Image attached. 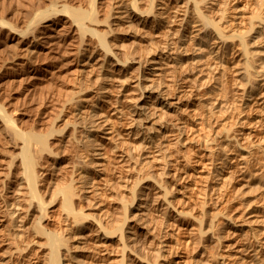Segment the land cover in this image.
Returning a JSON list of instances; mask_svg holds the SVG:
<instances>
[{
  "label": "bare ground",
  "instance_id": "bare-ground-1",
  "mask_svg": "<svg viewBox=\"0 0 264 264\" xmlns=\"http://www.w3.org/2000/svg\"><path fill=\"white\" fill-rule=\"evenodd\" d=\"M9 1H0V264L182 263V256L175 258L180 242L173 244L168 237L187 209L172 211L177 201L170 196L174 184L168 174L171 159L185 149L180 148L182 138L169 144L168 133L183 135L195 128L188 122L201 109L200 130L226 116L232 93L221 81L235 67L229 65L231 55L240 52L243 58L236 66L241 96L263 93L258 91L264 86V0L261 7L253 6L257 11L250 5L255 13L245 14L249 19L242 28L233 13L239 4L234 9L230 0H28L25 12ZM201 42L213 59L208 70L218 76L198 80L195 75L193 86L186 82L180 87V79H190L193 60L186 56ZM70 63L76 69L84 64L77 83L73 76L63 80L62 70ZM200 86L208 87V94L225 93V100L217 103L213 96L217 101L202 103L198 97L202 104L188 113L189 119L176 116L191 107L187 101L186 109L180 106L181 99L190 100L194 87L204 90ZM215 129L206 132L213 135ZM208 137L209 143L214 140ZM194 150L182 156L187 159L183 168L194 160ZM216 155L210 152L211 164ZM227 158L222 154L218 159L225 165ZM203 221L191 232L193 243L215 241L220 247L223 236L215 235L220 226L210 220L207 229L216 231L208 236ZM214 254L200 257L199 264H225Z\"/></svg>",
  "mask_w": 264,
  "mask_h": 264
},
{
  "label": "rangeland",
  "instance_id": "rangeland-1",
  "mask_svg": "<svg viewBox=\"0 0 264 264\" xmlns=\"http://www.w3.org/2000/svg\"><path fill=\"white\" fill-rule=\"evenodd\" d=\"M0 1H3V0H0ZM6 1H9V0H6ZM10 1H9V3L13 2L12 5L14 7L17 6L18 9L20 8L24 12L28 9L27 8L28 5H29L28 3H30V1L28 2V0L27 1L24 0L25 2L23 0L21 2H20V0H10ZM237 1L230 0V2L232 3L231 6L233 5L234 9H236L238 7L236 9L238 12L236 10H233V13L236 14V15L238 14V17L235 15V18H236L237 21H240L241 23H243V24H241L240 22H238L239 25H241V27L240 26L239 27L242 28V26H245V23L248 22L247 20L249 19V17L252 16V15L249 16L250 14L253 13V12H251L252 9L254 8L257 11V9L259 8V5L261 7L263 0H262V2H260V0H258L260 4L257 3V0H252V2H250L251 0L250 1L248 0L249 2H247V0H237ZM31 2H32V0H31ZM233 2H235V3H233ZM23 3L25 5H27V6L25 7ZM247 4H248V6H245ZM263 4H264V2H263ZM18 5L19 6L22 5V7L23 8L25 7V8L23 9L22 7H19ZM236 5H238V6L236 7ZM250 5H252V7ZM254 5L258 6V8L253 7ZM239 6L240 7L244 6V9H242V7L239 8ZM262 6H264V5H262ZM245 8L246 9L248 8L247 10H249V11H247ZM244 10L247 11V13ZM254 13H255V11H254ZM240 14L243 15V18L240 16ZM245 14H247L249 17L247 15H245ZM245 16H247V17H245ZM241 18H242V20H241ZM256 41H257V39H256ZM251 42L253 43V44L251 43V46H253V45L255 46V44H256L255 43V38L254 39L251 38ZM203 45H204V47H203ZM197 46L198 47L201 46V48L199 49L198 47L195 46L194 48H192V51H190V53H188L187 56H186V58L188 59L187 61L192 63V60H193V63H194V61L196 60V63L195 64L192 63L193 65L192 64L191 65L188 64V66H189V68H188L189 74H187V75H189L188 78H190V79L189 80L188 79L184 80L185 79V77H184V78H182L184 82L181 81L182 79H180L179 82H182V83H179L180 85H178L180 87H182V85L186 86L187 85L186 82H188L189 85L193 86V84H192L193 80L192 79L194 78V80H197L196 79L197 75L199 76L198 80L200 78L202 79V77L205 78L206 75H209V74L211 76H214L213 79L218 76L216 74V71L208 70V68H209L208 64L209 65L213 64L212 63L213 61L211 62V60H213V59L210 58L209 56H206L208 54L207 53L208 49H207V47L205 48V46H206L205 43L201 42V44H199ZM197 49L199 50V52H198ZM203 53L205 54V56H204ZM189 56H191V57H189ZM200 56L203 58L202 61L200 60L201 59ZM10 57H11V55H10ZM207 57H209V58H207ZM233 57H232V55L230 56L231 59L229 58V60H230L229 65L233 66V64H234L235 67L233 68L232 71L230 69V74L229 75L227 74L225 76L227 79L224 80V77H223V79L221 81V84L225 83V86H228V89H227V87L225 88V86L223 87V85H222L223 88L227 89V91L229 92V95H230V93H232L231 95L233 97L230 95L231 98L232 99H236V100H234L233 102L231 101L232 99L230 100L229 105H232L233 107L230 106V111L232 110L231 112L230 111L226 112V116H228V117H226L225 114H224V116H225L224 117L222 115L223 114L222 113L221 114L222 116L220 115L221 116L220 118L222 119V121H221V119H219L218 123L214 124L215 126L218 127V129L220 131H221V128H223V130L221 132L218 130L219 131L218 132L217 131V127H215L214 125H212L213 128L212 127L209 128V129L207 128L208 131H210L211 129H215L216 128L215 129L216 131L213 130V135L215 134L214 137H213V135H211L212 133L206 132L207 130H202V129L200 130L199 129L198 124L202 121L200 119L203 118V116H204L203 115L204 114V110L203 111H202V109L199 110L198 111L199 114L197 113L199 116H197V114L194 112V111H196V108L199 107V105H201L202 103L206 102L207 99L210 100V99H212L214 97L218 100L217 101L215 98L213 99L214 101L216 100L217 103L222 102L221 100H223V101L225 100V96H224L225 93H223L224 95L222 93H219V92H216L217 94L216 93L215 94L214 93L213 94L212 93L208 94V92H206L208 90V87L205 86L206 87L205 88L204 86L203 87L200 86L201 89H204V90H201L202 92L200 91L199 87H197L199 91L197 90L196 87H194L195 89H193L194 90L193 91V95L190 97V100H189V97H188L187 98L188 100L183 98L180 101V104H181L180 106H182V107L184 106V109H186V105H184V104L189 102L188 106H191V107L187 106L189 109H186L185 112H183V113L182 112H180V113L179 112H177V113L173 112L174 115H175V113L177 114L176 116H180L181 114L183 116L185 114L183 118H185V116H186V118H185L186 120H187V118L189 119L190 118L189 115L191 116L193 114V112H194V116L195 117L191 116L192 124H191L190 120H189L188 124L190 123L189 124L190 126L194 124L193 126L194 127L196 126V127L195 128H190V130L188 129L189 132H186V133L183 132L182 133L183 135H181L178 131H175V133H173V131L172 132L170 131V134L171 133H173V134L169 135V133H168V137H170V136L171 137L170 138L167 137V139H168L167 141H169V144H171V142L175 143L176 138H182L183 142H182V144H180L181 145L180 148L181 149H183V148L185 149V150L180 152L181 154L179 153L177 155L176 159L175 158L171 159L175 166L173 165V163L170 164L172 166H169V171H170L169 173H171V174H168V176H169L168 180L170 181L171 185H173V184L176 185V186L173 185L171 187V190H170L171 193L176 194V196H175L174 194L172 195L170 193V196L173 197L172 198L173 200L177 201V202L173 201V203H172L173 210L172 211L174 213L176 212L175 214H177V211L179 209H180V211H183L185 209H187V210H185L183 212V215H180V218H178V220H177L178 222L176 221V223H178V225L177 224H176L177 226L172 225L169 228V232L171 231L170 232L171 234L169 235L168 238H169V241L172 240L173 244L176 243V241L180 242V247H178V249L175 250L180 255L177 253L178 255L177 256L175 255V258H177L179 256L180 257L182 256L183 257V262L182 263L185 262L186 264H190V262H192V261L194 263L192 262L191 264H197V263L199 264L201 258L202 259L206 258L205 256H207L208 254L209 255L207 257H209L211 255H215L214 254L215 252H216V256L218 254V257L220 258V260H222V261L225 260V264H264V184L263 183L261 184V182L264 181V179H263L264 178L263 177L264 176V94H263L264 93V91H263L264 90V86L262 85L259 88L258 92L259 93L263 92V93H260V95L257 94V95H254V97L250 98L251 96L248 94L247 96L244 95V98H243V96H241V95H243V90H241V88L243 89V86L240 85L241 84L240 80H237L238 75H239V73H237L238 72L237 70L239 68L237 67V69H236V66L242 65V64H239V63H243L242 62L243 58L240 55V52L234 54ZM190 58H191V60H190ZM204 59L206 60L207 63L205 62ZM209 59H210V62H209ZM238 60H240L241 62H239ZM201 62H203V63H201ZM237 63H238V65H236ZM83 65L84 64H80L79 66L81 68H83ZM199 65H201V66H199ZM190 66H192V67H190ZM195 66H197L198 68L195 67ZM206 66H207V68H206ZM75 67H76V65L74 63L73 64L70 63V64H68V66L66 65L63 68V70H62L63 71L62 75L64 77L63 80L65 79V77H66L67 81H70V79L72 78L71 76H73L74 78H75V76L76 77H79L80 75L82 76V71L79 69L80 67H78V69H76L77 67L76 68ZM203 67H205V68H203ZM240 67L242 68V66H240ZM72 70H73V72H72ZM201 70H205V71L201 72ZM234 70H235V72L237 71L236 72L237 74L236 73L233 74ZM195 71H197V72H195ZM206 71H208V74L204 73ZM67 72H68V74H67ZM195 73H197V74H195ZM195 75H196V77H195ZM215 75H216V77H215ZM67 76L71 77V78H68ZM180 77H183V76H180ZM180 77H178V78H180ZM229 77H231V78H229ZM74 78H72L71 81L77 83L78 79L77 78L74 79ZM232 78H234V79H232ZM230 80L233 81L234 83L230 82ZM238 83H239V85H237ZM226 84H228V85H226ZM206 85L208 86L209 83L206 84ZM236 85H237V88H236ZM232 88H234V89H232ZM238 90L241 91L240 94L238 93L239 92ZM180 91H182V88L180 90H176V92H177V93L175 92L176 96L180 95L179 94ZM194 92H196V93H194ZM201 93H203V94L205 93V94L204 95L202 94V96H201ZM219 94H221V95L219 96ZM237 94H238V96H237ZM194 96H195V98H194ZM234 96H237V97L234 98ZM240 96H241V98H242L241 100L243 102L240 99L238 100V98H240ZM198 97L200 98L202 103H201V101H199ZM175 100L177 101V99H175ZM235 105H236V107L234 108ZM180 106H178V108ZM205 107L204 108H205L206 113H207L208 107L206 105H205ZM200 111H202V112H200ZM188 113H189V115H188ZM233 113H234V115H233ZM174 115L172 114V116H174ZM201 115H202V117L200 118ZM232 115H233V117H232ZM229 116H231V117L229 118ZM177 118H176V122H178V124H180V122L178 121L179 119L177 120ZM192 118H194V119H192ZM195 118L196 119L198 118V119L196 120ZM185 119H183V120H185ZM221 122H223L224 124L221 123ZM205 123H206V121L204 122V126L206 128L208 123L206 125H205ZM227 123H228V125H231V123L234 125V123H235V126L231 125L232 127L231 126L228 127V126H226ZM217 124H220V126L223 124V126L220 127ZM181 125L183 126L184 123L182 122ZM200 126H202V125H200ZM224 126L228 130H226ZM205 128H203V129H205ZM230 128H231L230 134H231V138L232 139L231 138H229V139L226 138ZM169 129L170 128H168V130ZM175 129H176V127H174V130ZM194 129H196V130H194ZM177 132L181 135V137H180V135ZM204 132H205V135H203ZM211 132H212V130H211ZM215 132H218V133H215ZM206 133H208V136L210 135L209 136L210 138H212V137L214 138V140L211 139L210 143H209V141H207L208 140L207 138H206L207 140L204 138V136L208 137L206 135ZM219 133H221V134L219 135ZM175 134H176V136H175ZM177 135H179V137ZM217 135H218V138H221L222 141L224 140L223 144H221L222 143L221 140H218ZM186 139H188L187 142H186ZM204 140H206L207 143ZM230 140H232L233 143H231ZM215 141H217L218 143L215 142ZM220 141H221V143H220ZM212 142L214 143V145L216 144V146H218V144H219V146H220L219 147V151H216V150H218V147L214 146ZM227 142H230L231 145L226 147L227 148L226 150H224V149L221 150L222 149L221 146L222 145H226ZM171 145H175V144H171ZM210 145H212V149H211ZM192 147L195 149L194 151H196L192 155L194 160H191V163L187 164L188 166L186 165V167L183 168L184 165H185V160H187V159L182 158V156L183 157L186 156V154H188L187 152L193 149ZM214 147H216L217 149H215ZM189 148H191V149H189ZM186 149H187V151H186ZM212 150H213V152H215V155L217 154L216 157L214 156V158L216 159L217 162L211 164V162H210L211 161V156H209V155H210V152ZM226 151H227V154L224 153ZM222 154H224V157L225 156L228 157L227 160H226L225 165H223V163H221V159H218V158H221ZM173 159L177 163H175L173 161ZM177 159H179V160L177 161ZM176 165H177V167H176ZM179 166H180V168H179ZM177 168H179V169L176 170ZM260 171H262V174H261ZM252 172H253V174H252ZM255 172H257V173H255ZM250 174H252V176L254 174H256V176L254 175L255 177L254 176L251 177ZM179 175L180 176L182 175L181 179H180V177L178 178ZM229 176L232 177V178H230ZM259 176L262 179L258 178ZM173 177H175V178L177 177V180L175 178H173ZM256 183H258L260 186L257 185V186H259V187H257ZM261 185H263V187ZM261 187L263 189H260ZM174 188L176 190L175 192H174ZM175 198H177V199H175ZM178 199H180V200H178ZM180 201L181 202L185 201V202H183V204H182V203H180ZM186 201H187V203H186ZM188 201L191 202V203H189ZM177 203L180 204V205H178ZM185 204H187L189 206H187V205L185 206ZM203 204L204 205L206 204V205L204 206ZM174 205H175V207H174ZM189 207H191V208H189ZM193 207H194L195 210L193 209ZM175 208H177V210ZM202 208L205 211L202 210ZM190 209H191V211L192 210H194V211L190 212ZM186 211H189V215H187L188 212H186ZM201 211L210 213V215L208 214L209 215L208 218L204 217L203 212H201ZM193 212L195 214L197 213L196 214L197 216L196 215L194 216ZM190 213L191 214L193 213V215H190ZM180 214H182V213H180ZM198 214L200 216L201 215L203 216L201 218H204L203 219L204 221L200 220L201 218H200V216ZM185 216H186V218H185ZM190 216H192V217H190ZM211 217H213L214 219L211 218ZM195 218H196V220H195ZM197 218H199V219H197ZM186 219H187V221H186ZM210 220H211V223L215 221L214 224L217 223V225L220 226L219 228H220L221 232H219L218 227H216L218 232L216 231V228L215 229L211 228V229L213 231H216L215 235H217V236H218V234H222V236H223V239L221 240V243H222L221 246L222 247L221 246L217 247L218 245L217 246L215 245V241L214 242L208 241L206 243L207 245H205L204 243H203V245L202 244L197 245V244L193 243V241H195V239H194L195 234L194 233L197 230L198 223L200 224L201 221H203L204 227H206V229L207 228L209 229V227H211L210 226L211 223L209 222ZM212 220H214V221H212ZM206 222H207V224H206ZM182 223H184V224H182ZM178 226H181V227H178ZM174 227H176V228H174ZM185 227H187V228L185 229ZM178 228H179V230H177ZM190 228L192 229V231H190L191 230ZM173 229H174L175 232L173 231ZM208 229H207V231H209V232H207V233H208V236H210L209 234L211 233L212 230L211 229L208 230ZM173 232H174V235L172 234ZM191 232H194V233H191ZM190 234H191V236H190ZM193 234H194V236H193ZM187 240L188 241L191 240V242L188 244V246H187V242H188ZM212 240H214V239H212ZM185 244H186V246H184ZM195 245L197 247L198 246H200V247L197 248ZM187 247H189V248H187ZM186 248L189 250L188 254H187V249ZM191 248H195L194 250H196V251L199 249L197 251L198 253L196 251H195L196 252L195 253L193 251V249H191ZM220 248H222V249L220 250ZM206 251H207V254L203 255L202 252L206 253ZM219 254H220V256H219ZM194 255H195V257H194ZM186 258H189V262L188 263L186 261H184V260H186ZM180 260H182V259H177V261H180ZM195 260H197V262ZM182 263L174 262L173 264H182Z\"/></svg>",
  "mask_w": 264,
  "mask_h": 264
}]
</instances>
